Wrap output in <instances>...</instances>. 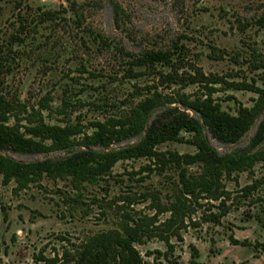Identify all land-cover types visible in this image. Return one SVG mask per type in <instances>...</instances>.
Listing matches in <instances>:
<instances>
[{"label":"rangeland","instance_id":"rangeland-1","mask_svg":"<svg viewBox=\"0 0 264 264\" xmlns=\"http://www.w3.org/2000/svg\"><path fill=\"white\" fill-rule=\"evenodd\" d=\"M77 1L84 6L88 25L114 39L130 53L173 50L178 41L185 48L183 56L187 57L188 63L201 69L205 75L224 76L228 80L238 75L234 76L235 81L255 79L264 86V68L251 70L255 58L264 61V28L256 24L264 15V0ZM113 3L120 4L130 15L131 20L123 30L116 29ZM25 5V9L27 5L33 9H59L67 3L65 0H27ZM14 7L13 2H0L1 47H6L17 32L18 12ZM22 12L27 13L26 10ZM240 22L251 24L242 31ZM41 32L43 35H39L36 44H30L29 40L25 46H15L13 50L4 48L3 60L13 67L6 78L8 95L20 97L28 105H36L51 92L55 108L62 107V101L67 100L75 106L68 108L69 120L75 122L81 117L85 125L121 113L132 89V85L121 78L125 65L121 56L118 57L115 51L101 54L95 47L91 51L82 49L61 30L52 33L44 28ZM49 35L52 39L48 42ZM41 42L45 45L39 46ZM213 49L216 53L225 54V58L213 56ZM82 62L89 69L100 71L102 78L94 81L89 80L88 74L80 76L77 69ZM72 78L78 80L73 82ZM139 83L142 86L153 85L158 83V79L154 75L145 76ZM85 85L95 88L90 87L83 92ZM218 89L214 98L224 110L233 114L241 104L252 106L253 99L257 97L245 91H223L221 86ZM161 91L165 94L182 91L188 95H203L205 90L199 85L184 90L173 85L161 88ZM63 117L55 114L48 118L57 123ZM263 117L240 144L228 146L214 140L209 133L207 136L215 149L222 154L228 153L249 144ZM138 140L132 139L113 148L132 145ZM160 149L179 154L195 152L192 146L184 143H169ZM6 154L24 163L66 155L64 152ZM147 165L151 163L145 159L121 162L114 168L112 176L81 191L73 190L69 181L48 179L40 185L17 191L15 183L5 185L0 176V263L44 264L36 260L40 253L54 257L65 249H73L89 236L117 229L125 219V213L135 218L155 215L156 212L150 208L151 202H142L140 195L160 192L162 201L167 203L173 192V182L178 181L179 175L176 172L159 175L144 170ZM262 178L264 165L258 166L254 175L245 173L235 181L227 180V189L233 193L228 205L233 207L219 224L203 220V214L209 208L206 201H201L203 207L197 208L192 220L187 219V227L180 232L182 240L172 238L174 250H170L160 238L137 246L144 260L150 264H264V188L244 199L242 206L237 203L242 195L241 189ZM126 197H134L137 202L130 205ZM259 198L263 201L258 202ZM217 212L213 208V213ZM168 217L169 214L160 215L158 221L164 222Z\"/></svg>","mask_w":264,"mask_h":264},{"label":"trees","instance_id":"trees-1","mask_svg":"<svg viewBox=\"0 0 264 264\" xmlns=\"http://www.w3.org/2000/svg\"><path fill=\"white\" fill-rule=\"evenodd\" d=\"M3 1L13 2L18 12L17 32L11 36L6 47L0 46V176L5 185L15 183L16 190L23 191L48 179L54 182L69 181L73 190L81 191L112 176L119 163L142 159L151 163L144 170L159 175L169 172L179 175L178 181L173 182V192L167 203L162 201L160 192L140 195L142 202H151L150 208L156 212L155 215L135 218L125 213V219L117 229L89 236L74 245L73 249H65L54 257L45 256L42 252L37 255V262L150 264L144 260L137 246L160 238L170 250H174L172 238L182 240L180 232L187 227L186 220H192L197 208L203 207L201 201H206L209 208L203 214L205 222L219 224L231 212L233 206L228 202L232 200L233 193L227 189L226 181H235L245 173L254 175L256 168L264 165V117L249 144L228 153L222 154L215 149L207 133L221 144H240L264 115V86H260L255 79L235 81L238 75L232 76L231 80L219 75H205L201 69L188 63L187 57L183 56L185 48L178 41L173 50L153 49L140 54L130 53L114 39L88 25L84 6L77 0H65L67 5H61L59 9H33L28 5L25 9L27 0H0ZM113 8L116 29L123 30L131 20L130 15L118 3H113ZM23 10L27 13L23 14ZM248 24L240 22L241 30L244 31ZM256 24L264 28V15ZM44 28L52 33L59 30L66 32L70 41H75L82 49L91 51L95 47L101 54L115 51L118 57L121 56L125 62L121 78L132 85L121 113L85 125L81 117L75 122L69 120L68 108L75 106L67 100L62 101V107L55 108V98L51 92L36 105H28L20 97L8 95L6 78L13 67L3 60L4 48L13 50L15 46H25L29 40L30 44H36ZM51 39L50 35L47 36L48 42ZM43 45L45 43L39 44ZM212 54L225 58V54L216 53L214 49ZM258 60L255 58L251 63L252 71L264 68V61ZM77 72L80 76L88 74L89 80L94 81L103 76L100 71L89 69L85 62L80 64ZM153 75L157 76V84L142 86L139 83L141 78ZM77 80L72 78L73 82ZM173 85L183 90L199 85L205 91L203 95H188L182 91L165 94L161 91V88ZM218 86L223 91H245L257 97L253 99L252 106L241 104L233 114L224 110L214 98V94L219 92ZM88 88L95 87L85 85L82 91L86 92ZM55 114L64 117L57 123L49 121L48 117ZM136 138L139 140L135 144L113 148ZM169 143L188 144L195 152L179 154L160 149ZM57 152L66 155L27 163L6 154L49 155ZM262 188L264 178L243 187L240 191L242 195L237 200L239 206H242L244 199L251 198ZM125 200L130 205L137 202L134 197H126ZM259 201L263 199L259 198ZM216 203L218 205H214ZM213 208L218 212L213 213ZM164 214H169V217L164 222L158 221L160 215Z\"/></svg>","mask_w":264,"mask_h":264}]
</instances>
